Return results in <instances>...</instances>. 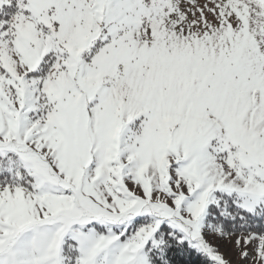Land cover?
Returning a JSON list of instances; mask_svg holds the SVG:
<instances>
[{
    "label": "snow or ice",
    "instance_id": "obj_1",
    "mask_svg": "<svg viewBox=\"0 0 264 264\" xmlns=\"http://www.w3.org/2000/svg\"><path fill=\"white\" fill-rule=\"evenodd\" d=\"M264 264V0H0V264Z\"/></svg>",
    "mask_w": 264,
    "mask_h": 264
},
{
    "label": "rangeland",
    "instance_id": "obj_2",
    "mask_svg": "<svg viewBox=\"0 0 264 264\" xmlns=\"http://www.w3.org/2000/svg\"><path fill=\"white\" fill-rule=\"evenodd\" d=\"M235 237H232L231 242L228 240L219 241L220 250L225 254L231 264H251V261H241L238 254V249L234 244Z\"/></svg>",
    "mask_w": 264,
    "mask_h": 264
},
{
    "label": "trees",
    "instance_id": "obj_3",
    "mask_svg": "<svg viewBox=\"0 0 264 264\" xmlns=\"http://www.w3.org/2000/svg\"><path fill=\"white\" fill-rule=\"evenodd\" d=\"M183 260H184L185 264H201L200 259H198V258H197L196 256H194V255L191 256V257L185 255V256L183 257Z\"/></svg>",
    "mask_w": 264,
    "mask_h": 264
}]
</instances>
